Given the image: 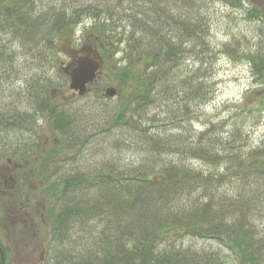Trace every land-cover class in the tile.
Returning a JSON list of instances; mask_svg holds the SVG:
<instances>
[{
  "label": "rangeland",
  "instance_id": "obj_1",
  "mask_svg": "<svg viewBox=\"0 0 264 264\" xmlns=\"http://www.w3.org/2000/svg\"><path fill=\"white\" fill-rule=\"evenodd\" d=\"M25 1L0 0V21L3 20L1 10L9 7L8 4L17 8ZM177 1L167 2L171 6H165V14L178 18V9L183 2ZM195 1L202 19L201 24L196 25L201 30L200 46L193 48V44L178 41L179 48L185 49L186 53L179 57L181 73H175L184 79L193 74L185 73V70H198L196 74L203 87L201 94L196 96L203 94V100L192 98L189 89L177 93L181 89L177 84L172 86L175 88L171 93L160 89L150 104L141 108V117L129 116L130 126H110L118 105L133 102L135 95L140 93V84L130 79L131 76L138 77L144 65L136 60L133 43L131 49L123 44L122 40L133 29L122 17L130 15L133 28L139 29L140 24L136 21H142L143 17L135 16V12L148 11L147 6L130 0H31L32 13L21 20L29 17L34 21L40 19L41 23L46 18L45 27L31 36L25 34L28 32L25 26H14L4 32L0 29V49L5 52V59L0 61L5 65L4 73L9 70L16 79L10 87L3 89L0 86V112L28 111L26 86L39 81V86L50 98L51 107L70 115L73 133L70 135L79 140H75L74 145L71 140L64 141L47 116L40 118L28 132L9 134L4 139L0 137V243L5 254L4 264H67L64 259L54 260L53 253L49 254L47 240L51 232L53 203L43 197L47 194L44 184L48 178L54 180L75 172H106L110 168L129 178L136 173L148 174L149 169L155 167L156 170L159 163L172 162L209 179L212 173H222L225 165L219 164L216 158L206 164L183 153L187 150L184 143L199 137L205 130L210 131L206 137L214 142L217 139L223 142L232 134L236 142L229 146L228 153L240 155L264 150V81L256 78V68L250 61L251 54L261 52L264 55V23L246 15L252 5L264 10V0L242 1L240 8L225 6L221 0ZM58 18H62L60 23L56 21ZM98 24L105 27L100 33L95 26ZM67 39L72 48L85 44L95 47L101 58L99 76L81 97L69 90L62 71L69 61L61 51ZM124 69L129 75L125 86L111 73H122ZM107 90L114 94L108 96ZM145 128L149 131L145 132ZM145 136L162 138L173 144L166 150L153 148L145 144ZM28 141L29 145L41 150L37 153L39 160L31 161L24 170L18 169L20 159L6 150H16L17 144ZM24 172L27 182L17 191L13 190L16 186L14 177H20ZM214 185L217 186V182ZM213 207L217 208V205ZM239 212L235 208V213L226 214L222 222L232 224L241 217ZM242 220L255 227L253 232L258 235L257 241L263 245L264 252V214L249 215ZM106 225V221L94 219L71 230L69 249L73 256L81 248L91 245ZM163 245H172L170 250L184 256L210 259L217 264H236L235 254L212 240L178 234L171 235ZM260 264H264V255Z\"/></svg>",
  "mask_w": 264,
  "mask_h": 264
},
{
  "label": "trees",
  "instance_id": "obj_2",
  "mask_svg": "<svg viewBox=\"0 0 264 264\" xmlns=\"http://www.w3.org/2000/svg\"><path fill=\"white\" fill-rule=\"evenodd\" d=\"M130 1L148 7V11L141 9L135 12V16L143 17L142 21H136L140 24L139 29L133 28L132 19L128 17L130 15L122 17L133 29L129 31L130 35L126 39L124 37L123 44L131 49L133 43L136 60L144 63L139 76H131L130 79L131 82L140 84V93L135 95L133 102L127 105L121 102L118 105L110 122L111 127L130 126L129 116L141 117V108L150 104L155 93L160 89L171 93L175 88L172 86L176 84L181 88L177 93L189 89L192 91V98H204L203 94L196 96L201 94L203 87L196 74L199 73L198 70H185V73L193 74L184 79L175 73H181L179 57L186 53L185 49L179 48L178 41L193 44V48L200 46L198 41L201 30H198L196 25L201 24L202 19L198 3L195 0H178L177 3L183 2V6L179 7L176 18L168 16L167 12L165 14V6H171L167 3L169 0ZM221 1L231 8H240L242 1L249 2ZM8 5L9 7L1 10V18L4 20L0 21L2 32L14 26H25L28 31L25 34L31 36L48 22L46 18H43L41 23L40 19L34 21L29 17L21 20L32 13L31 0H26L24 5L17 8ZM246 15L252 20L264 23L262 7L252 5ZM15 20H18L17 23ZM61 20L62 18L56 19L57 23ZM95 26L98 33L105 28L99 24ZM96 43L94 41V44ZM192 51L194 52V49ZM4 54L0 49L1 61L5 59ZM250 57L256 68L254 75L258 80L264 81V55L256 52ZM1 61L0 86L5 89L14 77L9 70V73H4L5 65ZM111 73L125 86V80L129 78L125 69L122 73ZM35 82L37 84L26 86L25 99L30 104L28 111L0 112V137L4 139L9 134L28 132L42 116H47L55 132L60 134L64 141L68 139L72 145L76 144L78 138L74 139L70 135H73L70 115L51 107L50 98L42 90L43 87L39 86V81ZM144 131H149V128ZM209 132L205 130L199 137L184 143L187 150L183 153L186 157L199 159L206 164L214 158L219 164H224L223 172L210 174V180L203 174L172 162L159 163L156 170L153 167L149 169L148 174L135 172L136 174L129 175V178L111 168L106 172L96 170L94 173H69L54 180L46 177L44 187L47 188V194L43 197L53 203L50 209L51 232L47 240L49 254L53 253L55 256L52 259H62L67 264H217L210 259L184 256L179 251L170 250L172 245H163L171 235L183 234L212 240L225 246L235 254L236 264H260L264 255L263 245L257 241L258 235L253 232L255 227L242 218L264 214V150L240 155L235 152L228 153L229 146L236 142L232 139V134L223 142L219 139L214 142L210 137H206ZM145 137V144L153 148L157 146L166 150L173 144L162 138ZM28 143L29 141L23 145L17 144L16 150H6L9 155L20 159L17 163L18 169L24 170L31 161L36 163L39 160L37 153L41 150ZM71 144L69 143V147ZM27 180L25 172L20 177H14L16 186L13 190L22 188ZM214 182H217V186ZM5 192L8 193L6 189ZM201 199L205 202H199ZM214 205H217V208H214ZM235 208L240 211L241 217L229 225L222 222L224 216L235 213ZM94 219L106 221V228L97 233L91 245L81 248L79 253L73 256L69 249L72 239L70 231ZM165 247L167 248L163 250ZM4 260L5 254L0 243V264H4Z\"/></svg>",
  "mask_w": 264,
  "mask_h": 264
},
{
  "label": "water",
  "instance_id": "obj_3",
  "mask_svg": "<svg viewBox=\"0 0 264 264\" xmlns=\"http://www.w3.org/2000/svg\"><path fill=\"white\" fill-rule=\"evenodd\" d=\"M62 49L71 55V63L64 67V73L68 77V88L74 91L78 96H84L87 92V86L93 83L97 78V72L100 68V58L96 49L83 46L78 50L71 51L67 45ZM87 52L89 56L75 57L76 53ZM106 94L112 96V90H107Z\"/></svg>",
  "mask_w": 264,
  "mask_h": 264
},
{
  "label": "flooded vegetation",
  "instance_id": "obj_4",
  "mask_svg": "<svg viewBox=\"0 0 264 264\" xmlns=\"http://www.w3.org/2000/svg\"><path fill=\"white\" fill-rule=\"evenodd\" d=\"M65 42H66L65 45H67L68 48H69L71 51H73V50H78V48H72V46L70 45V42L68 41V39H67V41H65ZM84 46H88V45L85 44ZM61 49H62V47H61ZM63 51H64V50L62 49V52H63ZM65 54H67V52H65ZM67 55L69 56V63H68V64H70L71 61H72V59H71V55H70L69 53H68ZM79 56H89V55L87 54L86 51H85L84 53H76V54H75V57H76V58L79 57ZM62 66H63V64H62ZM14 81H16V80H14ZM14 81L9 82L7 87L12 86L13 83H14ZM42 118H43V116H42Z\"/></svg>",
  "mask_w": 264,
  "mask_h": 264
}]
</instances>
